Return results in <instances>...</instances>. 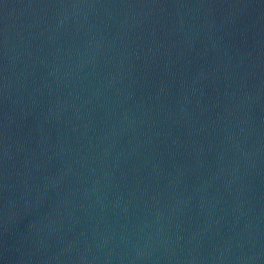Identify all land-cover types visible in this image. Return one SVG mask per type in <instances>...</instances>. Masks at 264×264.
Here are the masks:
<instances>
[{
    "label": "water",
    "instance_id": "obj_1",
    "mask_svg": "<svg viewBox=\"0 0 264 264\" xmlns=\"http://www.w3.org/2000/svg\"><path fill=\"white\" fill-rule=\"evenodd\" d=\"M0 264H264V0H0Z\"/></svg>",
    "mask_w": 264,
    "mask_h": 264
}]
</instances>
